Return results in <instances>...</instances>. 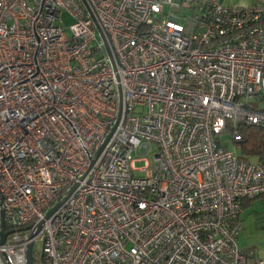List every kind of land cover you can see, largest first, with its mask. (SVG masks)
<instances>
[{
  "label": "built area",
  "instance_id": "1",
  "mask_svg": "<svg viewBox=\"0 0 264 264\" xmlns=\"http://www.w3.org/2000/svg\"><path fill=\"white\" fill-rule=\"evenodd\" d=\"M247 127L263 5L0 0V264H264L237 245Z\"/></svg>",
  "mask_w": 264,
  "mask_h": 264
},
{
  "label": "rangeland",
  "instance_id": "2",
  "mask_svg": "<svg viewBox=\"0 0 264 264\" xmlns=\"http://www.w3.org/2000/svg\"><path fill=\"white\" fill-rule=\"evenodd\" d=\"M62 18L66 35H69L67 26L71 22L66 13L63 14ZM227 139V135L223 137L224 141H227ZM230 149H232V145H230ZM251 162L256 163L257 158H252ZM142 165L143 163H137V167H140ZM240 221L241 231L237 238L238 247L241 250L247 252L251 259H264V198L246 200V204L242 207ZM35 249L38 253V258V244H36Z\"/></svg>",
  "mask_w": 264,
  "mask_h": 264
},
{
  "label": "trees",
  "instance_id": "3",
  "mask_svg": "<svg viewBox=\"0 0 264 264\" xmlns=\"http://www.w3.org/2000/svg\"><path fill=\"white\" fill-rule=\"evenodd\" d=\"M242 134V154L250 156L260 155L264 148L262 145V138L264 132L258 128L247 127L241 129ZM264 198V197H261ZM246 204V201L242 203V207Z\"/></svg>",
  "mask_w": 264,
  "mask_h": 264
},
{
  "label": "crops",
  "instance_id": "4",
  "mask_svg": "<svg viewBox=\"0 0 264 264\" xmlns=\"http://www.w3.org/2000/svg\"><path fill=\"white\" fill-rule=\"evenodd\" d=\"M228 5L251 6L254 4H261L264 6V0H219Z\"/></svg>",
  "mask_w": 264,
  "mask_h": 264
},
{
  "label": "water",
  "instance_id": "5",
  "mask_svg": "<svg viewBox=\"0 0 264 264\" xmlns=\"http://www.w3.org/2000/svg\"><path fill=\"white\" fill-rule=\"evenodd\" d=\"M2 227H3V224H2ZM38 230H39V226L35 229V231L33 232V235L32 236L36 235L37 232H38ZM1 236H2V238H4L5 235L1 233ZM31 252H32V244H30L28 246L27 264H32V255H31Z\"/></svg>",
  "mask_w": 264,
  "mask_h": 264
}]
</instances>
